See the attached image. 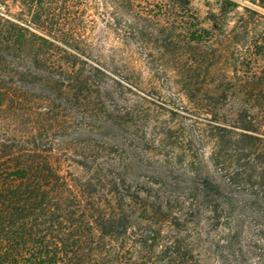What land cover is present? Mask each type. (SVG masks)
Wrapping results in <instances>:
<instances>
[{
	"label": "trees",
	"instance_id": "trees-1",
	"mask_svg": "<svg viewBox=\"0 0 264 264\" xmlns=\"http://www.w3.org/2000/svg\"><path fill=\"white\" fill-rule=\"evenodd\" d=\"M66 1L0 0V264H264V0H219L210 13L220 48L183 70L226 53L230 71L181 78L188 103L177 94L181 111L165 109L180 131L157 130L146 105L157 90L119 46L72 25ZM189 1L161 9L181 17L188 44L211 43ZM102 3L120 45L145 36L134 0ZM161 38L167 60L183 50ZM206 135L208 158L162 152Z\"/></svg>",
	"mask_w": 264,
	"mask_h": 264
},
{
	"label": "rangeland",
	"instance_id": "rangeland-1",
	"mask_svg": "<svg viewBox=\"0 0 264 264\" xmlns=\"http://www.w3.org/2000/svg\"><path fill=\"white\" fill-rule=\"evenodd\" d=\"M164 2H167V0H134V3L139 5L142 15L148 17L146 20L141 21L147 28V31H145V36L142 38H131L129 44L125 47L120 45L116 37L110 32L111 30L105 25L104 21H106V17H102L101 15L104 5L102 0L66 1V3L70 5L69 8L72 12L70 13L73 17L70 19V21L73 19L72 25L77 28L79 27L80 31H85L94 42H98L102 39V43L106 48L110 46H119L118 48L121 50L118 51L119 61L127 65L135 77L140 78L139 84L142 87H153L157 91H160L159 95L157 91H152L156 95L148 98V100L151 99L154 104L146 102V105L151 109L149 117L156 118L157 116V130L161 131L164 127H172V130L180 131L178 129L180 126H178L179 117L174 116L172 119L170 117L168 118L165 109L169 108L181 111L177 94H181L180 97L185 104L188 103L187 97L185 96L186 93L180 87L181 78L192 75L195 79L194 81L201 84L203 81L202 78L208 75L210 79L216 81L222 74L229 73L230 67H228L226 63H228V56H231V54L228 55L223 53V58H218V62L214 60V64L213 59L211 60L212 62L206 60L204 63L205 65L202 66H198L197 64V67L193 71L194 75H189L184 72L183 67L197 61L196 59L199 57L200 51H212L220 48V46L217 45V41L218 44L221 43L220 32L215 31L214 24L209 18L210 13H218L219 0L189 1V5L195 13L196 26L209 30L211 35L215 36L214 40L211 38V43L210 41L202 40L199 42L189 41V44L185 25L180 23L181 17L179 15L169 14L161 9V4ZM134 17L130 16L129 19L135 22L136 18ZM136 20L138 21V19ZM150 32H152V35ZM169 33L174 37L176 47L182 48L183 50L181 51L180 49L178 56L170 54V56H168L169 60H167L165 58L167 56L162 54L158 46L163 45L161 37L168 36ZM155 36H157V38ZM141 39V45H143L142 49L137 46L139 45L137 43H140ZM244 47V45H240V47L237 48L236 57H243ZM219 62L223 63L219 65L217 64ZM155 98L163 102L164 110L155 106ZM158 110L161 112H157ZM190 122L191 120L189 118L185 119V124ZM154 124L155 122L151 121L148 125H145L143 132L146 133V138H151L150 135ZM182 141L185 143L182 144ZM213 148L214 142L209 135H206L202 140H199L196 136H190L188 139L187 137L183 139V137L179 138L177 136L166 141L165 148L162 152L174 156L175 159L180 158L182 163L186 164L197 156H203L204 158L210 157Z\"/></svg>",
	"mask_w": 264,
	"mask_h": 264
}]
</instances>
